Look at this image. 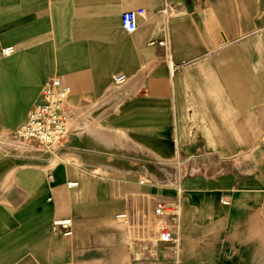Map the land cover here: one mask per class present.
<instances>
[{
    "label": "crops",
    "instance_id": "0c3cea01",
    "mask_svg": "<svg viewBox=\"0 0 264 264\" xmlns=\"http://www.w3.org/2000/svg\"><path fill=\"white\" fill-rule=\"evenodd\" d=\"M263 27L264 0H0V264H264ZM54 77L50 156L12 133Z\"/></svg>",
    "mask_w": 264,
    "mask_h": 264
},
{
    "label": "built area",
    "instance_id": "2783aa9c",
    "mask_svg": "<svg viewBox=\"0 0 264 264\" xmlns=\"http://www.w3.org/2000/svg\"><path fill=\"white\" fill-rule=\"evenodd\" d=\"M143 14V9H130L121 13L120 27L125 33H133L138 26V17ZM264 36V27L262 29ZM163 44V42H161ZM12 47L2 49L4 55H9ZM126 80V75L116 73L111 76L113 85H121ZM71 92V87L64 84L59 78L46 80L40 90V101L35 103L28 111L25 120L14 131L13 136L25 141H31L47 152L55 156L63 147L67 134V110L66 104ZM50 177V175H48ZM69 182L68 185H74ZM222 203H228L227 197H222ZM153 214L158 222L156 224V241L176 244L178 238L172 228L165 222L166 218L176 219L179 214V204L167 199H158L153 206ZM115 218L127 222L124 213L116 214ZM71 220L69 218L53 221L55 233L69 234L71 232Z\"/></svg>",
    "mask_w": 264,
    "mask_h": 264
},
{
    "label": "rangeland",
    "instance_id": "374dc122",
    "mask_svg": "<svg viewBox=\"0 0 264 264\" xmlns=\"http://www.w3.org/2000/svg\"><path fill=\"white\" fill-rule=\"evenodd\" d=\"M1 54H2V52H1ZM3 56H5V55L3 54ZM201 162H202V160H201ZM201 162H200V163H201ZM182 166H183V165H182ZM185 167H187V166L184 165V167L181 168L182 170H181L180 176H184V175H185V174H183V173H184L183 171H185V170H184Z\"/></svg>",
    "mask_w": 264,
    "mask_h": 264
}]
</instances>
